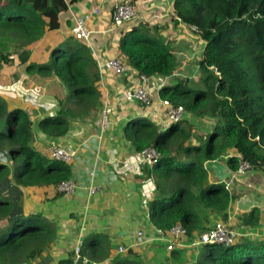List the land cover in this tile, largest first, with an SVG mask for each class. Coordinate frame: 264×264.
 <instances>
[{"label": "trees", "instance_id": "16d2710c", "mask_svg": "<svg viewBox=\"0 0 264 264\" xmlns=\"http://www.w3.org/2000/svg\"><path fill=\"white\" fill-rule=\"evenodd\" d=\"M74 1L0 0V71L12 68L16 79L20 74L14 67L20 66L35 86L46 87L57 108L34 123L28 110H9L0 98V264H31L49 248L56 231L42 215L15 214L2 192L4 182L10 177L18 189L57 188L71 177L69 164L32 146L34 128L50 139L62 138L73 123L94 116L101 104L97 62L85 42L70 36L52 47L48 60H30L48 33L60 29L59 16ZM172 8L206 43L198 63L204 89H194L185 79L171 82L176 58L147 24H137L120 38L118 55L137 77L167 80L159 99L182 107L194 119L211 117L214 124L196 135L190 122L161 130L149 119L135 118L123 134L137 153L153 148L159 154L151 167H142L155 189L148 205L150 223L163 234L180 224L191 237L206 212L226 222L232 199L224 183L208 181L204 162L219 161L232 150L236 154L226 161L231 172L244 161L250 171L264 173V0H174ZM260 215L254 208L239 219L253 227ZM87 244L89 240L83 256L89 264H99L87 253ZM195 264H264V240L203 245Z\"/></svg>", "mask_w": 264, "mask_h": 264}, {"label": "crops", "instance_id": "0c3cea01", "mask_svg": "<svg viewBox=\"0 0 264 264\" xmlns=\"http://www.w3.org/2000/svg\"><path fill=\"white\" fill-rule=\"evenodd\" d=\"M122 1L125 0H75L60 14V29L48 33L38 48L41 51L34 49L30 60H48L52 47L72 36L76 18L89 14L86 25L92 39L88 46L96 61L119 57L120 38L140 22L155 28L153 34L168 44L175 56L177 68L171 82L197 78L202 46L196 36L189 35L178 24L172 8L174 0H129L139 11L141 21L115 28L112 13ZM15 69L20 74L16 79L12 68L0 71V98L8 109L28 110L34 123L43 116L55 114L56 101L47 95L46 87H35L20 66ZM150 81L151 96L158 106V88L166 82L159 77ZM137 82V74L131 68L122 76L106 73L100 77L101 104L94 116L73 123L64 137L55 140L34 128L32 146L42 154L47 155L52 144L74 151L67 164L71 168L70 179L80 188L72 195H59L52 186L18 189L10 177L4 182L2 192L14 204L15 214L42 215L56 229L52 244L31 264H71L73 249L80 239L83 249L89 240L86 251L99 264H118L120 260L125 264H195L202 246L192 247L187 242L198 238L214 223L223 222L219 214L206 212L200 228L179 243L150 223L148 205L155 196L154 185L142 173L139 153L125 139L123 128L135 118L149 119L157 126L161 119H152L147 115L149 110L124 100V92L134 88ZM105 105L110 111V125L103 130L100 112ZM191 123L196 135L207 133L212 125L208 117L195 118ZM235 154L229 150L219 161L204 162L208 181L224 183L230 192L232 199L224 223L238 233L237 241L241 238L260 241L264 232V173L249 171L236 176L226 165L227 157ZM89 188H96V193L89 194ZM254 208L261 211L259 224L242 225L240 216ZM171 243L174 249L169 251L167 247ZM119 248L124 251L120 253Z\"/></svg>", "mask_w": 264, "mask_h": 264}, {"label": "built area", "instance_id": "2783aa9c", "mask_svg": "<svg viewBox=\"0 0 264 264\" xmlns=\"http://www.w3.org/2000/svg\"><path fill=\"white\" fill-rule=\"evenodd\" d=\"M95 13H98V11H96ZM175 18L178 24L186 33H188L189 35L196 36L198 38V44L202 46V50L200 53L203 54L206 43L202 40L200 31L195 26L183 23L176 15ZM88 19L89 14H85L82 17L76 18L75 24L71 30V34L77 40H80L82 42H85L87 45H90L92 33L86 25V21ZM137 21H141L140 13L131 3V1H122L114 7L112 13V24L115 28H119L127 23H135ZM96 62L100 77L106 73H111L116 76H122L130 68L121 57H114L104 61ZM174 75L175 73L173 74V76ZM163 79L165 80V82L167 81L165 78ZM137 80L138 82L136 86L134 88L126 90L123 94V98L126 101L137 103L144 110H149L147 115L150 116L152 119L157 120L158 118H160L161 120H158V126L161 128V130L166 129L171 124H179L184 121L191 123V121L194 119V116L192 114L185 111L182 107L172 106L167 100L159 99L160 101L158 106H155L151 96L152 86L150 78L145 75H140L139 77H137ZM164 85L165 84H163L162 87ZM162 87L158 88V92ZM34 90L36 91V93L40 92V90L38 89ZM100 122L103 130L109 128L110 111L108 106L106 105L102 108L100 112ZM48 154L52 160L67 164L71 161L74 155V151L65 149L56 144H52L48 148ZM158 157L159 154L155 149L147 148L138 154V161L141 165V168L151 167L158 160ZM251 169L252 167L247 162H240L239 168L235 175H244L247 171H250ZM79 188L80 187L74 180L68 179L62 182L56 189L59 193L63 195H72ZM88 191L89 194L93 195L94 193H96L97 189L89 188ZM168 233L170 234L173 239V242L175 243H179L182 238L189 239L187 231L180 224H177L172 227ZM138 235L140 236L141 234L139 233ZM239 237L240 236L235 230L230 228V226L226 225L224 222L220 221L214 223L212 226L207 227L201 234H199L198 238L194 240L189 239L187 243L190 244V246L192 247L203 246L206 244L231 246L237 242ZM261 240H264V232ZM173 249V243L169 244L167 250L170 251ZM82 251L83 241L80 239L78 240L73 249L71 264H89L88 260L83 256ZM123 251V248H119L120 253H122Z\"/></svg>", "mask_w": 264, "mask_h": 264}, {"label": "rangeland", "instance_id": "374dc122", "mask_svg": "<svg viewBox=\"0 0 264 264\" xmlns=\"http://www.w3.org/2000/svg\"><path fill=\"white\" fill-rule=\"evenodd\" d=\"M199 79H200V75H199L198 78H194L193 81L188 80V81H190L189 85L191 87H193L194 89H201V88L204 89V85H203V83ZM208 118H210L211 124H214V119L211 118V117H208ZM0 131L3 132L4 131V127H0Z\"/></svg>", "mask_w": 264, "mask_h": 264}]
</instances>
